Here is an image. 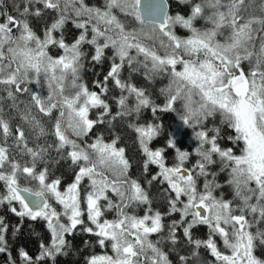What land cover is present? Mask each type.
I'll return each mask as SVG.
<instances>
[{
  "label": "snow or ice",
  "instance_id": "obj_1",
  "mask_svg": "<svg viewBox=\"0 0 264 264\" xmlns=\"http://www.w3.org/2000/svg\"><path fill=\"white\" fill-rule=\"evenodd\" d=\"M175 6L0 0L3 264H264V0Z\"/></svg>",
  "mask_w": 264,
  "mask_h": 264
},
{
  "label": "trees",
  "instance_id": "obj_2",
  "mask_svg": "<svg viewBox=\"0 0 264 264\" xmlns=\"http://www.w3.org/2000/svg\"><path fill=\"white\" fill-rule=\"evenodd\" d=\"M101 1V2H100ZM7 2V0H6ZM170 2L172 3V11H176V6H175V0H170ZM89 3H102V0H89ZM34 27H36L37 31H39V24H34ZM183 31V30H182ZM180 32V33H179ZM178 34H181V31H179ZM66 36L68 38L69 41H71L74 37V35L76 34V31L72 28L71 25L67 26V31H66ZM54 54H55V50H54ZM107 67V65H105V68ZM96 71H100L99 67L96 69ZM94 75L92 73V71H86L84 73V80L85 82L88 83L89 87H92V80L94 79ZM39 90V89H37ZM172 114H166L164 116V124H165V130H168V125L170 123H172ZM128 143H131V141L129 140ZM61 171L64 173V180L67 182L69 180L70 177V171L66 168L61 169ZM60 173L58 172L57 175H59ZM0 211H2V209H0ZM8 219L10 221V223H16L17 219H15L13 216L9 215ZM31 223V222H28ZM28 223H26L25 225V230H24V234L23 235H19L18 239H15V244L17 246H26L27 250L30 253L35 254L36 249H37V243L35 241V238H30L28 236V232L30 231V229L28 228ZM33 228L35 229L36 232L41 233L42 235L45 236V238L47 237V233L46 230L43 228L42 222H37L33 224ZM84 239H89V237L87 235L84 236H77L74 239V244L77 246V248H84V245L82 244V240ZM89 250H94L96 252H100L99 248H95V249H89ZM62 261H68V264H72V261H77L80 259V256L78 254H74L71 256V258H61ZM0 264H3V258L0 257Z\"/></svg>",
  "mask_w": 264,
  "mask_h": 264
},
{
  "label": "flooded vegetation",
  "instance_id": "obj_3",
  "mask_svg": "<svg viewBox=\"0 0 264 264\" xmlns=\"http://www.w3.org/2000/svg\"><path fill=\"white\" fill-rule=\"evenodd\" d=\"M187 143H189L187 140L185 141V145L187 144ZM185 145H182V146H185ZM15 219H17L16 217H14ZM204 231V229H201V232H203ZM100 251H103V250H101V249H99Z\"/></svg>",
  "mask_w": 264,
  "mask_h": 264
},
{
  "label": "rangeland",
  "instance_id": "obj_4",
  "mask_svg": "<svg viewBox=\"0 0 264 264\" xmlns=\"http://www.w3.org/2000/svg\"><path fill=\"white\" fill-rule=\"evenodd\" d=\"M101 2V1H100ZM181 31L182 35L184 34L182 30L178 29V32ZM180 33V32H179Z\"/></svg>",
  "mask_w": 264,
  "mask_h": 264
}]
</instances>
